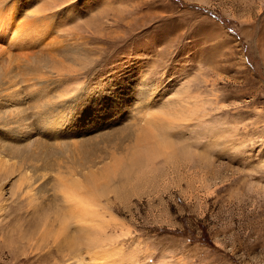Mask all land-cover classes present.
I'll return each instance as SVG.
<instances>
[{
  "label": "rangeland",
  "instance_id": "obj_1",
  "mask_svg": "<svg viewBox=\"0 0 264 264\" xmlns=\"http://www.w3.org/2000/svg\"><path fill=\"white\" fill-rule=\"evenodd\" d=\"M4 22L0 264H264V0H0Z\"/></svg>",
  "mask_w": 264,
  "mask_h": 264
},
{
  "label": "bare ground",
  "instance_id": "obj_2",
  "mask_svg": "<svg viewBox=\"0 0 264 264\" xmlns=\"http://www.w3.org/2000/svg\"><path fill=\"white\" fill-rule=\"evenodd\" d=\"M13 38H14V34H12V28L10 29V23L9 22H7V23L4 22V25L0 26V41H2L4 43H7V42H9V40H13ZM168 125H169V123H168ZM70 192H69V194H70ZM72 192H74V190ZM66 194H68V193H66ZM84 195H85V193H84ZM66 196H64L65 201L68 203V207H67L68 211L66 213L69 214L68 217L72 218L74 223L81 224V226L79 227L80 231L81 230H85L89 234H93V233L95 234V232H97L102 227H104L105 225L108 224V222H106V223H104V226H103V223L99 220L100 217L98 218V216H99V214H97L98 210L96 211V209H93V208H92L93 210L91 209L90 206H95L96 207V203H93L95 201L86 204L82 199H80L79 195L77 196V194L75 195L76 197H73L72 195H69L67 197ZM81 198H83V197L81 196ZM83 199H85V201H86V198H83ZM64 215H66V214H64ZM95 216H96V218H98L97 220L94 218ZM64 221H62V223ZM66 222H67V220H66ZM98 233H100V232H98ZM90 236H92V235H90ZM98 238H99V236H96V234H95L94 237H91L90 239L97 244L98 243ZM94 248H95V246H94Z\"/></svg>",
  "mask_w": 264,
  "mask_h": 264
}]
</instances>
